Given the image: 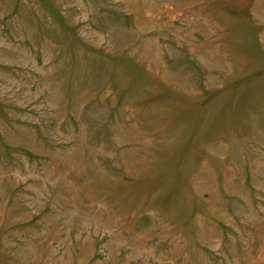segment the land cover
Instances as JSON below:
<instances>
[{"label": "rangeland", "instance_id": "374dc122", "mask_svg": "<svg viewBox=\"0 0 264 264\" xmlns=\"http://www.w3.org/2000/svg\"><path fill=\"white\" fill-rule=\"evenodd\" d=\"M0 264H264V0H0Z\"/></svg>", "mask_w": 264, "mask_h": 264}]
</instances>
